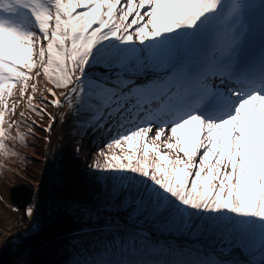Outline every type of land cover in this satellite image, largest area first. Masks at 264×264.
<instances>
[{
	"label": "snow or ice",
	"instance_id": "snow-or-ice-1",
	"mask_svg": "<svg viewBox=\"0 0 264 264\" xmlns=\"http://www.w3.org/2000/svg\"><path fill=\"white\" fill-rule=\"evenodd\" d=\"M34 70L67 90L85 135L109 137L91 168L114 174L100 207L127 219H87L188 233L217 256L196 264H240L238 250L264 264V0H0V155L17 85L55 123L61 100L49 88L35 107Z\"/></svg>",
	"mask_w": 264,
	"mask_h": 264
},
{
	"label": "trees",
	"instance_id": "trees-1",
	"mask_svg": "<svg viewBox=\"0 0 264 264\" xmlns=\"http://www.w3.org/2000/svg\"><path fill=\"white\" fill-rule=\"evenodd\" d=\"M40 76L47 81L43 74ZM50 86L62 102V94L67 90ZM53 98L41 89L34 94L32 103L40 109L45 106L42 100ZM53 109V105L47 104L46 112L56 117ZM64 111L65 107L59 113V120ZM22 112L25 115L16 119L12 138L5 140L10 148L9 154L0 155V213L3 216L0 218V231L7 236L0 248L2 264H15L16 254L21 250L31 264H196L217 259L211 247H204L195 237L179 230L146 224L143 231L130 228L108 231L99 227L95 219H87L83 209H99V224H103L105 219H127L128 213L123 209L100 207L117 181L110 179L106 172L99 174L91 168L109 137L90 131L85 135L82 121L67 125L68 130L62 137L60 133L57 145L63 140L71 171L60 178L61 156L58 152L52 155V168L44 164V160L48 161L51 131L55 124L51 131H45L52 123L49 115L37 116L28 109L27 102H24ZM18 131L23 135V142L15 139ZM45 177L49 184L45 183L53 192L52 197L41 204L39 215L23 231L22 227L28 224L26 210L34 204ZM117 203L113 201V205ZM93 205L97 208L91 207ZM238 253L231 259L240 264L246 259L258 258L247 252L238 250Z\"/></svg>",
	"mask_w": 264,
	"mask_h": 264
},
{
	"label": "rangeland",
	"instance_id": "rangeland-1",
	"mask_svg": "<svg viewBox=\"0 0 264 264\" xmlns=\"http://www.w3.org/2000/svg\"><path fill=\"white\" fill-rule=\"evenodd\" d=\"M32 75L35 77V79L33 81H29V84L36 83L37 84V90H41V89L46 90V89L51 88L50 84L45 79H43L42 76H40V75L36 76L35 75V70L32 72ZM217 81L218 80H215V82L218 84L219 82H217ZM13 91H14V95L9 98L8 104H9V108H11L13 104H15L16 105L15 111L6 116V118H5L6 123L4 125L5 128H7L9 123H11L13 125V127L10 130L12 135H13V128L16 124V119L20 116V113L22 112L23 107H24V102H27V96L30 95V93H31V90L29 89V91L25 93V96L23 98H21L20 93H19V85H17ZM64 107H65V111H64V114L61 116V119L63 118V122H61V120H59V113ZM53 111H54V114L56 115L57 119L54 123L55 125L53 127V131H51V143L49 142L51 152L49 150L48 161L44 160V164H47V168H52L54 166V163H52V155H54V152H58L61 156V162H60L61 164H60V168H59L60 171L59 172L61 173L60 178H62V175H64L68 171H71V169H70L71 161L69 159L68 154L64 151L63 140L61 141L62 143H59L60 147L57 145V143L59 142L58 137H59L60 133H61V137H62L63 133H65L68 130L67 125H69L72 122L82 121L83 118L81 117L78 119L76 116H74L73 113L69 110L67 102L64 101V99L61 102V106H59V107L54 106ZM117 154H120V150H117ZM102 173H104V172L99 171V174H102ZM106 173L108 174V177L110 179L114 175L113 173H109V172H106ZM48 178L50 180L51 177H48ZM45 182L48 183V181L46 180V177H45V181H44V179H42L41 185L39 186L37 198H36L34 204L31 206V208L33 209V214L31 216L27 215L28 224H27V226L22 227L23 231H25L26 228L30 227L33 224L35 216L39 215V211H40L39 207L41 206V204L42 205L45 204L44 202L48 201L52 197L53 192L51 191L50 187ZM116 191H117V189L114 188L112 192H116ZM104 193H106V191ZM104 193H100V194L105 195ZM5 200H6V196H5ZM105 201H106V198L102 201V203H104ZM91 204H93V203H91ZM91 207L97 208L96 205H93ZM1 217H3L2 213H0V218ZM6 220L7 219H5L4 222ZM0 236H1V239H0V248H1V246H3V243H5L7 240V236H6V234H4L1 231H0ZM236 254H239L238 251L236 252Z\"/></svg>",
	"mask_w": 264,
	"mask_h": 264
}]
</instances>
